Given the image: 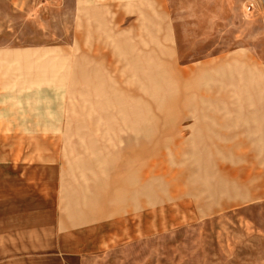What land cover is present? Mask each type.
Masks as SVG:
<instances>
[{
    "label": "rangeland",
    "instance_id": "1",
    "mask_svg": "<svg viewBox=\"0 0 264 264\" xmlns=\"http://www.w3.org/2000/svg\"><path fill=\"white\" fill-rule=\"evenodd\" d=\"M9 51L0 264H264V0H0L1 103Z\"/></svg>",
    "mask_w": 264,
    "mask_h": 264
},
{
    "label": "crops",
    "instance_id": "2",
    "mask_svg": "<svg viewBox=\"0 0 264 264\" xmlns=\"http://www.w3.org/2000/svg\"><path fill=\"white\" fill-rule=\"evenodd\" d=\"M34 54L35 53L32 51H9V52H5L2 56L4 60H8L9 62L10 61L16 62L17 66H19L17 67L19 71L18 73L19 77L16 76L10 80V82H13V83L14 82L16 83L17 81H21L20 82L21 86H19L18 89L15 88L18 94L17 95H12V94L7 95L10 98L8 102L7 101L5 103L0 102V111L9 112L11 110L12 112L11 117L9 118V122L7 123L8 126L6 127L11 129L12 131H14L15 129H18L19 133L21 132L23 133V131L25 130L27 131L29 128H31L29 124L30 122L35 121V120L39 121L41 117L40 112H42V116H43V111H44V107L42 106L43 104H41V108L39 104L40 97H42L40 93V89H39V78H40V73H39L40 66L39 65L40 63H39V59L36 62L35 60L36 58ZM36 81L38 82L37 85H35ZM23 93L27 94L28 96L24 101L20 100L21 96L24 95ZM5 97H6V94H5ZM16 98H18L17 101H15ZM18 116H22L21 121L23 124L21 125L19 122L17 124L15 123V119ZM0 127H3L1 125V122H0ZM123 181L124 180H122L121 182L122 185H124ZM91 188H94V186H92ZM123 197L124 196L122 195V199ZM77 201L78 200H75L74 205L76 206H74L75 208L73 209L79 211L82 208H80ZM70 208L71 206L68 204V201H67L64 204V209L65 211L67 210L71 211L72 208L71 209ZM96 213L97 212H95L94 209L93 210L90 209L91 216L97 217L98 215H96ZM70 216H68V218Z\"/></svg>",
    "mask_w": 264,
    "mask_h": 264
},
{
    "label": "built area",
    "instance_id": "3",
    "mask_svg": "<svg viewBox=\"0 0 264 264\" xmlns=\"http://www.w3.org/2000/svg\"><path fill=\"white\" fill-rule=\"evenodd\" d=\"M249 10L251 9V7L248 8Z\"/></svg>",
    "mask_w": 264,
    "mask_h": 264
}]
</instances>
